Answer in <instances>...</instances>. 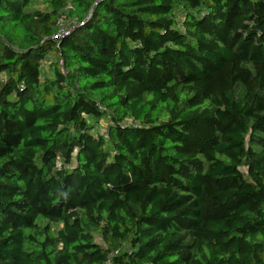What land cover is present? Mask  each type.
Here are the masks:
<instances>
[{"label": "trees", "instance_id": "obj_1", "mask_svg": "<svg viewBox=\"0 0 264 264\" xmlns=\"http://www.w3.org/2000/svg\"><path fill=\"white\" fill-rule=\"evenodd\" d=\"M108 261L264 264V0H0V264Z\"/></svg>", "mask_w": 264, "mask_h": 264}, {"label": "built area", "instance_id": "obj_2", "mask_svg": "<svg viewBox=\"0 0 264 264\" xmlns=\"http://www.w3.org/2000/svg\"><path fill=\"white\" fill-rule=\"evenodd\" d=\"M58 31L56 34L52 37L55 41H60L63 38H65L71 31L75 30L79 25H83V23L77 24V21L75 19H71L69 22H64L62 18L58 20ZM108 264H111L110 261H108Z\"/></svg>", "mask_w": 264, "mask_h": 264}]
</instances>
